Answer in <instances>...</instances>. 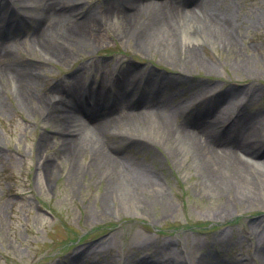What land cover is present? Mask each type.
<instances>
[{
    "label": "rangeland",
    "instance_id": "obj_1",
    "mask_svg": "<svg viewBox=\"0 0 264 264\" xmlns=\"http://www.w3.org/2000/svg\"><path fill=\"white\" fill-rule=\"evenodd\" d=\"M7 1L21 14L18 2L15 6L13 0ZM104 1L62 0L67 16L61 27L68 29L91 16L101 17L107 8ZM109 1L119 7L126 4L124 0ZM25 2L32 6L27 10L32 11L30 1ZM218 3L230 8L237 21L235 46L220 40L209 41L200 27L183 21V25L192 26L193 43L205 68L197 67L187 58L186 49L192 45L171 44L158 37L144 39V35L133 38L128 36L122 21L108 19L102 23L86 22L85 42L80 51L73 47L69 50L61 36L52 35L49 41L58 51H71L64 60L44 54L34 43L35 20L13 22L16 36L0 40V65L28 70L36 81L32 89L48 97L52 95L51 89L71 85L69 77L82 70L75 82L78 90L65 95L75 101H80L82 85H89L91 76V86L100 81L116 93L135 82L129 97L132 101L137 88L132 74L140 76L139 71L143 70L145 75L139 80L143 78L148 84L138 99L139 110L145 108L143 98L158 91L151 81L160 78L164 85L167 81L175 84L179 94L176 99L164 102L156 96V104L160 105L155 108L162 109L163 105L167 110H178L182 103L183 109L193 110L192 103L201 101L202 95L214 97V92L220 91L217 99L206 107L216 119L224 122L222 110L230 103L235 113L244 111L240 116L244 129L249 128L247 121L254 120L264 130V0H218ZM61 8L58 5L59 10L52 9L60 13ZM40 24H45V20ZM188 55H192L190 49ZM5 82V89L0 86V264H134L143 257L160 259L163 264L165 260L202 264L208 261L207 256H213V262L224 259L229 264H262L255 252L264 240V204H240L229 198L230 211H226L222 207L226 197L209 186L200 164L187 146L175 141L176 137L148 129L151 123L129 125L137 121L128 119L126 106L121 103H114L110 109L114 112L111 121L128 122L122 125L113 122L108 129L95 131L105 144L111 141L114 131L120 136L123 148L120 154L110 143L107 146L120 170L130 172L131 164L147 167L162 183V189L149 194L125 187L131 197L132 191L138 194L136 201L141 203L137 206L128 201L131 197L126 195L124 186L119 184L118 189H113L105 182L107 176L103 175L111 179L110 171L97 169V164L90 162L93 153L85 150L86 146H82L79 162L75 157H65L60 145L67 135L59 132L60 119L56 117L44 126L47 117L37 110L39 107L31 101L24 103L23 95ZM96 93L88 109L89 106L95 109L98 89ZM225 99L228 102L220 107L218 103ZM199 107L203 114L205 107ZM58 109L53 108L54 112ZM100 111L107 112V105ZM75 116L77 126L81 125L83 116L78 104ZM67 122L63 123L67 126ZM70 146L76 151L72 143L68 144V151L72 153ZM263 151L260 160L264 159ZM77 152L78 156L80 149ZM122 156L132 163L129 165ZM49 159L57 172L52 177L43 168ZM75 166L76 172L72 174ZM262 188H258L261 195ZM260 222L261 227L253 226ZM245 231L251 232V240Z\"/></svg>",
    "mask_w": 264,
    "mask_h": 264
},
{
    "label": "bare ground",
    "instance_id": "obj_2",
    "mask_svg": "<svg viewBox=\"0 0 264 264\" xmlns=\"http://www.w3.org/2000/svg\"><path fill=\"white\" fill-rule=\"evenodd\" d=\"M29 1V4L33 5L32 11L27 10H30L32 6L27 5L25 0L12 1L15 6L17 2L20 4L19 10L21 14H18L7 0H0V30L3 31V38H0V40H7L11 36H16L14 35L15 31H10V26H8L9 21L15 19L16 15H19V20L33 19L37 22L35 29L37 35L35 36L34 43L40 46L44 54L61 60L68 59L71 51H58L56 46L49 41L50 37L52 35L61 36L66 41L65 44L69 50H72L73 47L77 51H80V46L85 42L86 34L84 32L88 26L86 22L89 20H97L100 23L106 19L112 22L122 21L127 26L128 36L133 38L138 36L141 38L144 35V39L158 37L171 44L180 42L183 45H192L188 47L192 55H188V49H186L187 58L191 60V63L202 68H205L206 64L197 54V49L193 43L192 26L183 25V21L190 22L189 24H193L197 29L200 27L205 39L209 41H212V39L220 40L231 46L237 44V21L233 16L232 10L221 6L218 0H124L126 4L123 7H119L109 0H105L104 2H107V8L101 17L91 16L87 18V21L85 20L80 24L73 25L68 29H64L60 25L62 20L67 16L62 0H52L51 3L48 0ZM55 2L57 3L54 4ZM58 5L63 6V8H61L60 13H55L53 9ZM78 9L79 7L76 10ZM42 20H45V24L41 26L40 22ZM188 27L192 34L187 29ZM23 33L26 32L23 31ZM198 33L200 34V31ZM80 74H82V70L75 72V74L69 77V82H72L71 85L66 84L64 87L59 86L53 90L51 89L52 95L48 97L47 95H39L32 89L31 86L36 81L30 77L28 70L15 68L11 64L7 67L0 65V86L4 88V82L6 81L15 92L18 91L19 95H23L25 99L21 98V100L24 103V100L35 103L36 107H39L37 110L41 111L47 117L44 120V126L50 124L49 121L53 122V119L56 117L59 118V132L67 135V138L61 141L60 151L63 152L65 157H75L77 162H79L80 155L83 152L82 146H86L85 150L89 149L93 153L90 162L96 163L97 169H107L110 171L111 179L106 174L103 176H107L105 182H109L108 184L111 185V188L118 189L116 186L121 184V187L124 186V188L127 187L129 189L132 186L147 194L162 189V183H160L158 176L152 169L138 167L137 165L133 167V164H131L132 161L127 157L122 156L128 161L129 165L131 164L132 170L130 172H128L129 169L124 171L120 170L116 163V157L109 153L110 149L107 147L110 143L114 147V151H117L119 154L121 153L123 148L120 146V136H117V132L114 131L111 134L112 139L107 144L103 143L95 134L97 129H108L112 126L113 122H119L122 125L126 124L128 120L125 123L122 119L111 121L113 115L101 118L88 113L86 121L84 120L81 125L77 126L75 116L77 103L72 97L66 98L65 95L78 90L79 85L75 82L80 77ZM139 78V76L136 78V84H143L145 90H147L148 82L143 79L139 80ZM151 83L158 91L152 97L143 98L142 102L145 105L143 110H146L144 112H142L143 110L137 109L140 100L134 104L129 99L132 88H130L129 93L125 91V87L122 92L115 93V102L122 103L128 108V119L137 121L129 125L145 126L146 124L144 123H151L153 128L149 125L150 127L148 129L159 130L163 135L167 134L169 137H176V140L174 139L175 141L178 140L182 145L187 146L190 155L194 156L195 161L200 164L209 186L218 192L220 196L226 197L224 203L222 202V207L226 211H230L229 198L232 201L234 199L237 200L240 204L249 202H260L264 204V188H262L264 185L262 184L264 181V159L260 160L258 156L259 152L264 149V130H260V123L249 120L247 121L249 122V128L244 129L242 127L243 120L240 118L244 111L235 113V110L229 107L230 103L227 104L225 110H222L223 123L218 118L216 119L212 112L209 117L201 115L193 117L189 114V108H182L184 107L182 103L179 105L178 110H167L163 105L162 109L155 108L160 105L156 104V96H159L160 99L163 98L162 102H164L168 98V100L171 98L176 99L179 92L175 90L176 85L171 81H167L165 85L163 82L153 84V80ZM201 85L197 84V86ZM169 89L173 90V93ZM96 94V89L92 88L90 98L92 99ZM145 94L148 95L147 92ZM78 96L81 102L87 101V98L83 94H79ZM63 100H65L64 104L61 103ZM227 102L228 99H225L218 104L221 107ZM55 107H59L60 109L54 112L53 108ZM139 112L141 114H138ZM64 121H68L67 126L63 123ZM226 122H234L241 127L237 126L234 131H231V128L223 130L222 124ZM143 130L147 131L146 129ZM233 132L234 134H232ZM71 143L76 146V151H73L72 146H70L72 153L66 149L68 144ZM78 149H80V153L77 156ZM52 165L53 161L49 159L43 167L46 172H49L51 177L57 173ZM76 167L71 169L72 171L70 172L72 174L76 172ZM121 167L125 168L123 164ZM127 167L129 168L128 164ZM127 188H125L126 195L131 197ZM258 188H262V195ZM257 190L259 192L256 194ZM131 193L134 196L128 201L134 204L136 203L135 205L141 203L136 201L138 198L135 195L138 194L134 191ZM132 206L130 205V207ZM134 211H137L136 207ZM261 224V222L259 224L254 223L253 226L258 225V227H261ZM246 233L249 236L251 234V232ZM255 254L261 263L264 264V240H261L260 244L257 245ZM212 257L207 256L208 261L202 264H229L224 259L213 262ZM178 263L179 260L177 262L171 261V263H168V261L164 262V264ZM134 264H163V262L160 259L143 257L135 260Z\"/></svg>",
    "mask_w": 264,
    "mask_h": 264
}]
</instances>
